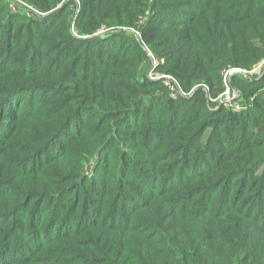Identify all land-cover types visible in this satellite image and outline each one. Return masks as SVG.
I'll return each instance as SVG.
<instances>
[{"label":"trees","instance_id":"trees-1","mask_svg":"<svg viewBox=\"0 0 264 264\" xmlns=\"http://www.w3.org/2000/svg\"><path fill=\"white\" fill-rule=\"evenodd\" d=\"M2 4L0 264H264V79L233 77L248 109L209 110L138 79L132 38L79 36L147 13L162 72L220 89L264 57V0H80L77 34L73 0L41 22Z\"/></svg>","mask_w":264,"mask_h":264},{"label":"built area","instance_id":"built-area-1","mask_svg":"<svg viewBox=\"0 0 264 264\" xmlns=\"http://www.w3.org/2000/svg\"><path fill=\"white\" fill-rule=\"evenodd\" d=\"M10 6L13 10L19 7L26 8L27 11L31 12L34 16H43L46 13L39 10L32 4H27L22 0H10ZM138 35V42L145 52L147 63V70L144 72V76L150 81H160L164 86L168 97L172 99H181L191 97L197 90H200L205 97V101L209 110H215L218 108L231 109L235 111L246 110L250 107L254 100V95L248 98V104L243 103L241 100L244 99L243 93L233 82L235 75L251 80L264 79V58L260 60L250 70H243L240 68H234L227 66L220 72L222 90L217 95H212V89L206 82H198L193 85L189 90H185L180 84L179 80L170 73H162L158 71V62L154 59L153 52L150 48L142 41L139 31H136ZM262 92H264V84L261 86Z\"/></svg>","mask_w":264,"mask_h":264},{"label":"rangeland","instance_id":"rangeland-1","mask_svg":"<svg viewBox=\"0 0 264 264\" xmlns=\"http://www.w3.org/2000/svg\"><path fill=\"white\" fill-rule=\"evenodd\" d=\"M2 1L5 3V5L8 8V10L11 13L17 14L18 17L21 16L22 18H26V19L34 20V21H40V22L43 20V18L46 17L47 14H51L54 10L60 9L64 5V3L67 2V0H60L55 5V7L53 9H50L49 11H46V12L43 11V12L46 13L45 15H43V16H34L31 12L27 11L26 8H24V7H19V8H16L15 10H13L11 8V6H10V0H0V5H3L2 4ZM22 1L25 2V3H27V4H31L30 2H28L26 0H22ZM73 2H74V5L72 7L73 16H72L71 22H70V30L73 33L77 34L76 33V30H75V22H76V17L79 14V11H80V0H73ZM146 14L147 13L142 14L139 17H137V19H135V22H134V25L133 26H106V25H102L92 35H79V36H81V37H89V36L99 37V36H101V37L107 38L109 41H112L113 44L116 42L115 45L118 46V47H121V42L122 43L129 42L130 41L129 40V37L132 38L133 40H135L137 43H139L138 42L139 41L138 40V35L136 33V31H137V27L136 26L140 25V23L144 19V15L146 16ZM49 20L50 19L47 18L45 21H49ZM17 23H19V21ZM115 32H117L119 34H122L121 35V38L119 36V38L116 39V38H114V36L113 37L110 36V35H112V33H115ZM101 45L105 49V51H108V47L104 46V44H101ZM139 45H140V43H139ZM101 55H102V52H101ZM153 55H154V59L159 63L158 64L159 65L158 66V71L159 72H162L161 66L165 63L164 58L156 55L154 52H153ZM262 58H264V57H262ZM262 58L260 60H262ZM147 63H148V60L146 59L145 64H143V66H140L139 67V70L137 72V78L140 79V80L141 79H147V80H149L148 78H146L144 76V72L147 70ZM226 67H223L222 69H224ZM234 68H240V69H243V70H250L252 67H250V68L234 67ZM162 73H164V72H162ZM261 88L257 89V93H259V94H262L263 93L262 90H261ZM211 89H212V95H217L218 92H220L222 90V84L220 83V89H218L217 87H211ZM241 100H243L242 101L243 103H245V102L247 104L249 103L247 101L248 99L245 98V97H244V99L242 98ZM262 117H264V113L262 114ZM262 117L258 121V124L256 123L255 126L253 127V130H255V132L258 131L259 129H262L263 132H264V119H262Z\"/></svg>","mask_w":264,"mask_h":264}]
</instances>
